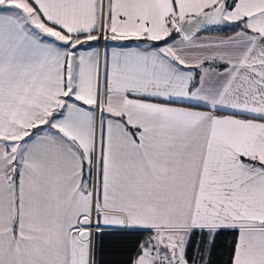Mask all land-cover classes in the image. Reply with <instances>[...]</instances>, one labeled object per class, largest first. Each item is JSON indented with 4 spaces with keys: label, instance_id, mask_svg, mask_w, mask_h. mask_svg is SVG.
Here are the masks:
<instances>
[{
    "label": "snow or ice",
    "instance_id": "1",
    "mask_svg": "<svg viewBox=\"0 0 264 264\" xmlns=\"http://www.w3.org/2000/svg\"><path fill=\"white\" fill-rule=\"evenodd\" d=\"M0 264H264V0H0Z\"/></svg>",
    "mask_w": 264,
    "mask_h": 264
},
{
    "label": "trees",
    "instance_id": "2",
    "mask_svg": "<svg viewBox=\"0 0 264 264\" xmlns=\"http://www.w3.org/2000/svg\"><path fill=\"white\" fill-rule=\"evenodd\" d=\"M225 238H222V243H221V248H223V240H224ZM218 259H219V257H218Z\"/></svg>",
    "mask_w": 264,
    "mask_h": 264
}]
</instances>
